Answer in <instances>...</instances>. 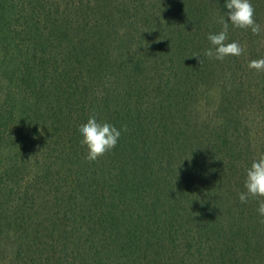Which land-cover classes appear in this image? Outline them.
<instances>
[{"label":"trees","instance_id":"16d2710c","mask_svg":"<svg viewBox=\"0 0 264 264\" xmlns=\"http://www.w3.org/2000/svg\"><path fill=\"white\" fill-rule=\"evenodd\" d=\"M251 2L262 31L215 60L223 0H0V264H264L237 198L264 155ZM93 114L123 129L94 162Z\"/></svg>","mask_w":264,"mask_h":264},{"label":"clouds","instance_id":"9594fccd","mask_svg":"<svg viewBox=\"0 0 264 264\" xmlns=\"http://www.w3.org/2000/svg\"><path fill=\"white\" fill-rule=\"evenodd\" d=\"M223 9V15L219 18L222 28L218 32L208 33L210 47L204 52L206 57L215 60L238 57L244 52L238 42L228 41L229 25L232 28L246 29L254 35L262 31L260 24L254 19L251 0H223ZM248 67L258 72L264 71V57L249 61ZM122 130L107 121H98L94 114L89 115L86 122L76 128L78 144L86 150L85 159L94 162L114 149ZM243 188L237 196L239 202L247 203L249 199H256L257 214L264 222V155L254 159L246 168Z\"/></svg>","mask_w":264,"mask_h":264}]
</instances>
